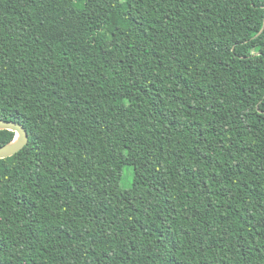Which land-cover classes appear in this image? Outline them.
I'll use <instances>...</instances> for the list:
<instances>
[{
  "label": "trees",
  "instance_id": "16d2710c",
  "mask_svg": "<svg viewBox=\"0 0 264 264\" xmlns=\"http://www.w3.org/2000/svg\"><path fill=\"white\" fill-rule=\"evenodd\" d=\"M0 119V264H264V0H0Z\"/></svg>",
  "mask_w": 264,
  "mask_h": 264
},
{
  "label": "water",
  "instance_id": "95a60500",
  "mask_svg": "<svg viewBox=\"0 0 264 264\" xmlns=\"http://www.w3.org/2000/svg\"><path fill=\"white\" fill-rule=\"evenodd\" d=\"M0 129L13 131V138L0 146V158L9 157L20 151L28 142V134L21 123L0 119Z\"/></svg>",
  "mask_w": 264,
  "mask_h": 264
},
{
  "label": "rangeland",
  "instance_id": "374dc122",
  "mask_svg": "<svg viewBox=\"0 0 264 264\" xmlns=\"http://www.w3.org/2000/svg\"><path fill=\"white\" fill-rule=\"evenodd\" d=\"M132 178H133V167L125 166L120 181L121 188H129L132 184Z\"/></svg>",
  "mask_w": 264,
  "mask_h": 264
}]
</instances>
